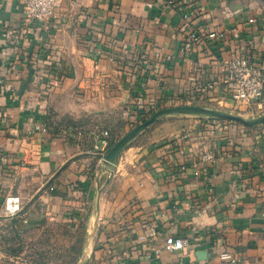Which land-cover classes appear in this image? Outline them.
Returning <instances> with one entry per match:
<instances>
[{"label":"crops","instance_id":"crops-1","mask_svg":"<svg viewBox=\"0 0 264 264\" xmlns=\"http://www.w3.org/2000/svg\"><path fill=\"white\" fill-rule=\"evenodd\" d=\"M147 1L62 0L46 25L0 0V235L14 219L28 230L95 222L80 264H233L222 252L264 264V123L166 115L114 168L94 149L96 132L117 141L165 107L241 114L221 61L236 51L264 65V0ZM194 29L228 33L183 54ZM7 197L19 198L15 216ZM171 235L183 250L164 248Z\"/></svg>","mask_w":264,"mask_h":264},{"label":"built area","instance_id":"built-area-1","mask_svg":"<svg viewBox=\"0 0 264 264\" xmlns=\"http://www.w3.org/2000/svg\"><path fill=\"white\" fill-rule=\"evenodd\" d=\"M156 0L147 1L148 7H153ZM62 3V0H20L22 11L27 19L36 20L41 24H49L55 17L57 8ZM192 11H183L181 17L184 21H190ZM249 22H253L250 19ZM235 38L239 37L237 30L230 31ZM228 32H214L210 31L203 34L199 30H190L182 41L180 52L183 54L189 53L196 45L206 47L204 54L209 52L207 41L209 39L225 38ZM201 64L199 63V66ZM150 64L145 61L144 74L149 69ZM221 67L226 73V82H232L234 89L230 93V99L236 104L239 111H248L255 116L264 113V65L254 63L250 53H238L233 51L229 58L221 61ZM215 80L208 81L202 84V89L205 91L211 90L216 86ZM254 116V115H253ZM216 125L224 122L221 119L211 118ZM95 144L94 149L100 154V162L102 163L104 155L112 146L110 141L111 135L108 130H101L94 134ZM216 155L212 151H207L201 156V161L207 164H214L216 162ZM199 174V171H196ZM5 211L9 217L15 216L20 211V204L18 197H7L5 199ZM141 240L145 237L141 236ZM186 242L182 238L174 236H167L164 242V248L168 251L183 250ZM156 254L161 251L160 247H152ZM220 258L226 262L237 264L240 258L229 252H222Z\"/></svg>","mask_w":264,"mask_h":264},{"label":"rangeland","instance_id":"rangeland-1","mask_svg":"<svg viewBox=\"0 0 264 264\" xmlns=\"http://www.w3.org/2000/svg\"><path fill=\"white\" fill-rule=\"evenodd\" d=\"M240 115L243 117H256V114H253L254 116H252L248 111H241ZM56 229L58 228L53 224L45 222V224H42V226H40L37 230H30L27 233H24V246H22L23 252L20 254V257L16 259L18 260L16 261V263L24 264V261L26 260L22 259H28L27 255L29 254L31 255L32 259L42 260L47 262L48 264H69L73 257H76L78 259L77 264H80V259L85 252V248L87 247L89 241L88 239L90 238L88 236V232L86 231L85 237L82 238L84 240L79 241L77 240L78 232L74 231L75 228L72 230V237L61 236L59 238H57L56 236L53 237ZM90 229L91 228H89V230ZM8 230L9 227H6L4 236L10 239L12 233ZM50 234H52V236ZM46 238H50V241L44 243L43 245L39 244L40 241L46 240ZM18 244L19 242L15 237L11 238L9 244H4L0 240V264H8V262H11L13 260L12 257L9 258L6 256L5 248L8 247V245L15 247L18 246ZM80 246H82V248ZM78 248H81L79 252H77Z\"/></svg>","mask_w":264,"mask_h":264},{"label":"water","instance_id":"water-1","mask_svg":"<svg viewBox=\"0 0 264 264\" xmlns=\"http://www.w3.org/2000/svg\"><path fill=\"white\" fill-rule=\"evenodd\" d=\"M196 115L205 116L210 118H217L221 120H226L229 122L240 123L245 127H254L264 123V113L256 117H243L240 114H235L232 112L209 108L200 105H178L170 106L156 110L149 118L143 122L137 124L134 128L128 131L120 139L115 141L109 148L108 152L104 155L102 164H107L108 166L114 168L118 162V158L125 148V146L139 133L145 130L150 125L154 124L159 118L166 115ZM95 230V222L93 224V229L88 232L90 237ZM88 237V238H89ZM89 240V239H88Z\"/></svg>","mask_w":264,"mask_h":264},{"label":"trees","instance_id":"trees-1","mask_svg":"<svg viewBox=\"0 0 264 264\" xmlns=\"http://www.w3.org/2000/svg\"><path fill=\"white\" fill-rule=\"evenodd\" d=\"M144 121V120H143ZM225 122H229V121H226V120H223ZM68 123H70L68 121ZM73 125V123H71ZM111 143L113 144L116 140L114 138L111 137L110 139ZM45 224V222L43 223ZM51 224H53L55 227H57L58 229H56V232L55 234L53 235V237H61V236H73L71 233H72V230L75 228L74 224L72 223V221H68V222H59V221H55V222H52ZM6 227H9V230L12 234H11V238H16L19 242L18 246H15V247H12L10 245H8V247L5 248V251H6V256L9 257V258H13V260L11 262H8V264H20V263H16V260L17 258L20 257V254L23 252V247L24 246V240H23V234L24 233H27L28 229H26V227L21 223L20 220H17V219H14L12 221H10V223H6L3 227H2V233L0 235V240L2 241V243L4 244H9L10 241H11V238H6L4 235V232L6 230ZM58 230V232H57ZM61 231V232H59ZM75 232H78L77 234V240H84L82 239L83 237H85L86 235V226H85V223L84 222H80L77 226V228L74 229ZM52 236V234H50ZM84 235V236H83ZM50 241V238H46V240H43V241H40L39 244H44V243H47ZM82 248V246H80ZM81 248H78L77 249V252H79L81 250ZM30 257V259H29ZM27 258L28 259H22V260H26L24 261L25 263L24 264H48L47 262L45 261H42V260H35V259H32L31 258V255H27ZM77 258L76 257H73L71 262L69 264H77ZM23 264V263H21Z\"/></svg>","mask_w":264,"mask_h":264}]
</instances>
